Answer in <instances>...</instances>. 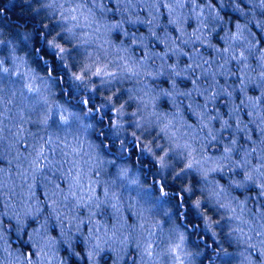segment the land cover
<instances>
[{"label":"clouds","instance_id":"9594fccd","mask_svg":"<svg viewBox=\"0 0 264 264\" xmlns=\"http://www.w3.org/2000/svg\"><path fill=\"white\" fill-rule=\"evenodd\" d=\"M0 264H264V0H0Z\"/></svg>","mask_w":264,"mask_h":264}]
</instances>
